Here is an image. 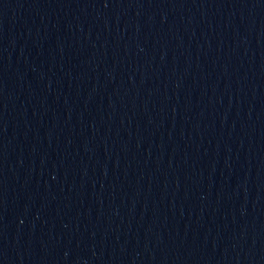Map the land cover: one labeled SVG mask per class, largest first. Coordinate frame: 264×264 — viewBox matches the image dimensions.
<instances>
[{
  "label": "water",
  "instance_id": "95a60500",
  "mask_svg": "<svg viewBox=\"0 0 264 264\" xmlns=\"http://www.w3.org/2000/svg\"><path fill=\"white\" fill-rule=\"evenodd\" d=\"M264 0H0V264H259Z\"/></svg>",
  "mask_w": 264,
  "mask_h": 264
}]
</instances>
